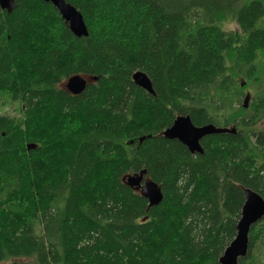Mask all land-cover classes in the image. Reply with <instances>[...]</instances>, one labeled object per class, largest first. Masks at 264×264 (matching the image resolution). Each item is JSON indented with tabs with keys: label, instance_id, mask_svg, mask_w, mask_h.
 Instances as JSON below:
<instances>
[{
	"label": "trees",
	"instance_id": "obj_1",
	"mask_svg": "<svg viewBox=\"0 0 264 264\" xmlns=\"http://www.w3.org/2000/svg\"><path fill=\"white\" fill-rule=\"evenodd\" d=\"M65 1L87 37L51 3L0 8V264H221L244 189L264 199V0ZM179 116L237 132L192 154L163 136ZM238 264H264V218Z\"/></svg>",
	"mask_w": 264,
	"mask_h": 264
},
{
	"label": "water",
	"instance_id": "obj_2",
	"mask_svg": "<svg viewBox=\"0 0 264 264\" xmlns=\"http://www.w3.org/2000/svg\"><path fill=\"white\" fill-rule=\"evenodd\" d=\"M15 0H0V8L9 13L12 11ZM51 3L60 13L62 19L69 26L70 31L78 38L88 36V28L81 12L65 0H42ZM134 83L150 94H154L152 83L146 74L142 72L134 73L132 77ZM90 79L82 76H73L66 83L65 88L73 95H80L84 92ZM249 98L245 99V106ZM236 128H218L209 124L195 126L189 116H179L173 125L164 131L163 136L170 140H178L192 154H202L203 147L201 141L210 135L232 133L236 134ZM143 140V139H141ZM34 145H29L28 149H34ZM127 184L140 190L142 196L149 202V205L156 206L162 199L163 194L160 186L147 178L146 170L139 174L126 177ZM245 203L241 212V219L237 225V235L230 246L225 250L220 259L221 264H238L240 258L246 256L249 244V232L255 223L264 218V199L261 195L251 189H244Z\"/></svg>",
	"mask_w": 264,
	"mask_h": 264
},
{
	"label": "rangeland",
	"instance_id": "obj_3",
	"mask_svg": "<svg viewBox=\"0 0 264 264\" xmlns=\"http://www.w3.org/2000/svg\"><path fill=\"white\" fill-rule=\"evenodd\" d=\"M238 29V27L236 26V25H232L231 26V28H230V30H237ZM247 96H250L251 94L253 95L254 94V92H252L250 89H248L247 90ZM246 96V97H247ZM245 97V98H246ZM243 101H244V99H243ZM0 113L1 114H10V115H12L13 114V112L12 111H10V110H3V111H0ZM262 126V128L264 129V125H261ZM229 128H232V127H229Z\"/></svg>",
	"mask_w": 264,
	"mask_h": 264
}]
</instances>
